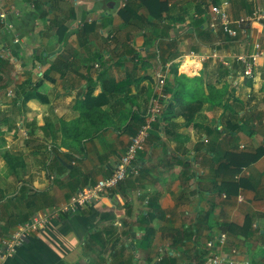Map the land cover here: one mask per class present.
<instances>
[{
  "label": "crops",
  "instance_id": "obj_1",
  "mask_svg": "<svg viewBox=\"0 0 264 264\" xmlns=\"http://www.w3.org/2000/svg\"><path fill=\"white\" fill-rule=\"evenodd\" d=\"M227 1L235 18L253 12L258 3L264 6L263 0H245L241 6ZM249 2H254L252 11ZM0 3L8 14L7 20H0V49L18 52V66L25 58L29 74L14 88L21 107L17 112L12 97L7 99L8 93L0 90V239L21 223L52 215L46 224L50 226L32 231L5 264H66V255L76 257L75 249L67 253L66 242L77 243L93 225H138L146 232L139 243L151 225L149 249H157L154 239L170 238L171 249L159 247L158 252L177 264H203L210 255L230 254L231 247L238 249V264H264V154L238 175H217L215 161L217 156L225 161L228 148L252 151L264 145L263 24L253 23L249 40L214 46L200 43L197 35L207 29L213 0ZM14 36L19 38L16 44ZM239 54H258L253 76L247 77L236 62ZM178 70L196 77L205 90L231 84L235 90L216 104L203 102L190 124L183 115L164 110L139 151L138 177L65 213L63 207L73 196L110 175L127 149L133 134L125 129L121 111L135 101L134 110L149 115L160 78H165L164 89L171 87ZM110 80L123 86L101 107L111 112L109 126L95 137L87 136L84 129L92 126L85 121L78 132L82 134L73 139L77 120L91 112L81 108V100L89 90L91 97L98 96ZM127 97V104L125 100L113 108L116 98ZM242 115L251 122L242 124L236 140L231 139L224 129L230 119L236 122ZM15 117L20 120L16 127ZM145 212L154 218L143 224ZM65 231L69 234L62 237ZM224 231L227 246L210 248L209 240ZM147 254L149 250L141 258L149 259Z\"/></svg>",
  "mask_w": 264,
  "mask_h": 264
},
{
  "label": "trees",
  "instance_id": "obj_2",
  "mask_svg": "<svg viewBox=\"0 0 264 264\" xmlns=\"http://www.w3.org/2000/svg\"><path fill=\"white\" fill-rule=\"evenodd\" d=\"M215 3H217L219 0H213ZM233 2H239V6L245 4V0H229L230 3ZM142 4L146 5L144 2ZM149 8H152L153 3L149 2L147 3ZM146 5V6H147ZM166 7L164 4L162 8ZM165 9V8H164ZM203 22V21H201ZM216 34L212 33V30H210L208 27L206 31H203L202 33H197L198 35V41L202 44L206 45H220V42L222 43H232V42H238V41H244L250 39V35L243 39L240 36L238 37H231L227 35L226 33L219 31L215 32ZM216 36V40L214 36ZM209 41V43L207 42ZM239 64H242L243 70H245V65L241 61H236ZM226 74H228V70H226ZM249 77V76H247ZM251 77V76H250ZM111 81V80H110ZM123 84H120L118 82L111 81L108 85H103V91L96 97H91L92 91L89 90L86 93V97H84L81 100V108H84L85 110H89L91 112L86 113V115L83 118H79L76 122L77 129L75 132L76 134H73V139H77L82 133H78L79 130L82 127V123L85 121L90 122L91 128L88 126L85 127V131H87V136H97L101 131L105 130L107 126H109V123L111 121V112L107 110L101 109L102 105L109 102L112 97L122 88ZM166 87V86H164ZM163 93L166 95L161 99V101H164L161 107V110L157 117H159L164 110L167 112H173L175 113V117L178 115H183L186 120H188L187 124H190L191 121L194 120L195 114L198 113L201 110V106L203 102L210 101L216 104L217 100L219 99V102L227 97V99L230 98L232 92L235 90V87L231 84L228 86L221 88H217L215 85H209L207 90L204 89L201 84L197 82L196 77H189L187 74L178 71H175V85H172L171 87L163 88ZM172 94L173 98L169 96L168 94ZM157 96V95H156ZM111 98V99H110ZM110 99L109 101H107ZM126 104L129 102V97L123 99V98H116L115 102L112 103L113 108H116V104L119 102H123ZM17 106L20 107L18 101ZM20 102V101H19ZM131 102V101H130ZM132 106L129 108L123 109L121 111L122 113V119H124L125 123V129L130 130L133 135H136L139 129L146 123L148 115L144 111L142 114L138 113L139 110H134L133 106L136 104L135 101L131 102ZM227 104V103H226ZM226 104H224L226 106ZM18 107V108H19ZM21 108V107H20ZM165 114V112H164ZM158 119V118H157ZM157 119L153 122V125H157L158 123H155ZM165 119H168V117H165ZM251 122L250 118L244 117V115L239 116L238 120L236 122L232 121L231 119L228 121V127L227 129H224L227 133V136H230L231 139L236 140V135L240 131V129L243 128L241 126L242 124H249ZM168 127V126H167ZM228 129H231V133H228ZM222 130L220 131V134H222ZM176 136V133H175ZM149 138V136H148ZM72 141L67 143L69 146ZM264 154V145L255 149V150H240L237 146L228 148L226 150L225 155V161H222L220 157H216L215 161L218 162V167L216 169V174L220 175L222 173H231L238 175L242 172V170L246 167L252 164L253 162L257 161L262 155ZM132 179V177H129ZM128 178V179H129ZM244 177H241L239 181H243ZM134 186L133 181L131 182ZM236 186L239 184L237 182H233ZM232 183V184H233ZM229 184V182H228ZM154 215L152 212H145L142 217V222L145 224V222L153 220ZM145 226V225H142ZM150 228L148 229V237L144 239V243L147 242V247H149L150 241L148 238L153 235V227L151 225H148ZM94 237L96 238L97 235L94 234ZM147 257V256H146ZM145 257V258H146ZM94 264V262L92 263ZM117 264H131V261H118ZM154 264H177L176 260H171V257L169 254L166 256H163V258L159 261L156 260ZM190 264V263H189Z\"/></svg>",
  "mask_w": 264,
  "mask_h": 264
},
{
  "label": "built area",
  "instance_id": "obj_3",
  "mask_svg": "<svg viewBox=\"0 0 264 264\" xmlns=\"http://www.w3.org/2000/svg\"><path fill=\"white\" fill-rule=\"evenodd\" d=\"M208 11L207 27L210 30L213 32L222 31L231 37L240 36L243 39L247 38L249 35L251 36L252 32H250V29L253 23H261L264 20V6L259 3L256 4V7L251 15H242L238 18L233 17L229 11L227 0L221 3H211ZM7 16L8 14L6 10H4L0 3V20H7ZM257 58L258 54H251L249 56L239 54L236 56V61L244 63L245 75L250 77L255 73ZM161 85L165 86L164 77H161L159 80V87ZM12 94L13 93L9 91L8 95L12 96ZM160 96L165 97V94L161 91ZM161 107L162 105L158 104V106L156 105L151 112L149 111L146 123L139 129L136 135L131 137V141L127 149L120 156L115 166H113L111 174L101 178L94 184L80 189L73 196L71 202L63 207V211H65V213L80 210L83 206L85 207L89 202H92V200L107 196V194H110L113 190L117 189L120 184L129 177H138L141 170L138 158L139 151L144 148L153 127V122L157 119V115L159 114ZM207 141L208 140L206 139V142ZM54 177L55 175H52L51 179ZM51 217L52 215L45 213L44 215L36 217L33 221L21 223L12 235L0 239V264H5L7 258L16 252L17 247L25 241L31 232L35 229L44 228L46 224H48ZM254 227L258 228L259 222H256ZM228 236L229 235L226 231L221 232L218 236H216V238L209 240L207 245L210 248L216 246L224 248L228 244ZM163 253H159L156 259L157 261L163 258ZM237 253V247H231L230 254L219 253L210 255L203 264H238L237 259H235V255ZM243 264L250 263L243 262Z\"/></svg>",
  "mask_w": 264,
  "mask_h": 264
},
{
  "label": "rangeland",
  "instance_id": "obj_4",
  "mask_svg": "<svg viewBox=\"0 0 264 264\" xmlns=\"http://www.w3.org/2000/svg\"><path fill=\"white\" fill-rule=\"evenodd\" d=\"M248 8L249 11H252V9L254 8V2H249ZM249 14L251 15L252 12ZM261 24L264 25V20L261 22ZM250 30V32L253 31V26H251ZM252 35L253 32L251 33V37ZM18 39L19 38L16 36L13 37L15 44ZM0 51V90H3L2 92L5 93H9V91L14 93L12 94V96L7 94V99H10V97H12L13 112H17L19 108L16 104L14 105V103L16 102L14 88H16V85L19 81L29 79L28 70L25 68V64L28 61L23 58L22 64L18 66L19 61L21 60L19 58L20 54L18 52L14 51V49L13 53L11 50L6 51L5 49H0ZM163 88V85H161L160 87L159 85L157 86V96L155 95L152 104L150 105V107L148 106L150 112L156 107V105L158 106V104H163L164 101H161L163 97L160 96V92L162 91L163 93ZM19 121L20 120L18 119V117H15L13 119V124H15V127L18 126ZM19 132L23 135L22 131ZM9 163L13 164V160H11ZM129 185L132 186L131 184ZM126 207H128L129 209L130 205L126 203ZM141 214L143 213H138V217H141ZM153 222L154 221H152V223ZM46 226L49 227L50 225ZM136 226L138 225H123V229H120V225H93V227L91 228H86L85 232H83V234H81V236L77 238V243L74 238H72L74 240H66L67 242L64 248L67 253H70L74 249L76 250V257L74 259H72L73 257L66 255V258H69L66 260V264H92L93 262L94 264H117L120 260L128 262L131 261V264H154L157 259L156 253H159V247H164L167 251L171 249V246L168 244V242H170V238L162 237L161 239L156 241L153 238V242H159V245L157 249L152 252L151 249L147 247V242L144 243V241H142L141 243H139V240L145 236L146 232H143V230L140 228L137 229ZM155 226L157 227V225ZM68 234L69 233L65 231L62 234V237H65V235ZM94 234L97 235L96 238L94 237ZM148 250L149 254L147 255H149V259L147 256L145 260H143L141 258L142 253L144 254ZM146 259H148V261ZM152 259H154V261H152Z\"/></svg>",
  "mask_w": 264,
  "mask_h": 264
},
{
  "label": "bare ground",
  "instance_id": "obj_5",
  "mask_svg": "<svg viewBox=\"0 0 264 264\" xmlns=\"http://www.w3.org/2000/svg\"><path fill=\"white\" fill-rule=\"evenodd\" d=\"M186 67V66H185Z\"/></svg>",
  "mask_w": 264,
  "mask_h": 264
}]
</instances>
